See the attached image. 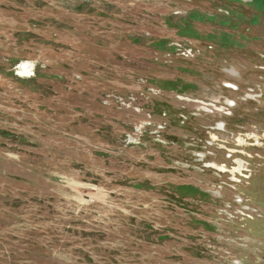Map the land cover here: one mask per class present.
<instances>
[{
  "label": "rangeland",
  "instance_id": "obj_1",
  "mask_svg": "<svg viewBox=\"0 0 264 264\" xmlns=\"http://www.w3.org/2000/svg\"><path fill=\"white\" fill-rule=\"evenodd\" d=\"M0 264H264V0H0Z\"/></svg>",
  "mask_w": 264,
  "mask_h": 264
},
{
  "label": "built area",
  "instance_id": "obj_2",
  "mask_svg": "<svg viewBox=\"0 0 264 264\" xmlns=\"http://www.w3.org/2000/svg\"><path fill=\"white\" fill-rule=\"evenodd\" d=\"M175 49L177 50L178 53H179V49H180V53H182L184 55H186L187 52L188 53L192 52V49L190 48V46H188V44H186V47H184V46L183 47L176 46ZM181 50H182V52H181ZM192 54H193V52H192Z\"/></svg>",
  "mask_w": 264,
  "mask_h": 264
},
{
  "label": "bare ground",
  "instance_id": "obj_3",
  "mask_svg": "<svg viewBox=\"0 0 264 264\" xmlns=\"http://www.w3.org/2000/svg\"><path fill=\"white\" fill-rule=\"evenodd\" d=\"M22 68H23V69H27V66H26V64H24Z\"/></svg>",
  "mask_w": 264,
  "mask_h": 264
},
{
  "label": "crops",
  "instance_id": "obj_4",
  "mask_svg": "<svg viewBox=\"0 0 264 264\" xmlns=\"http://www.w3.org/2000/svg\"><path fill=\"white\" fill-rule=\"evenodd\" d=\"M262 10V9H261Z\"/></svg>",
  "mask_w": 264,
  "mask_h": 264
}]
</instances>
